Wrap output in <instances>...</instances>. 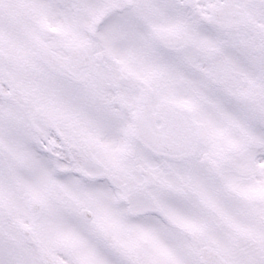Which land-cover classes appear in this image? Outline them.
<instances>
[{
    "label": "snow or ice",
    "instance_id": "1",
    "mask_svg": "<svg viewBox=\"0 0 264 264\" xmlns=\"http://www.w3.org/2000/svg\"><path fill=\"white\" fill-rule=\"evenodd\" d=\"M0 264H264V0H0Z\"/></svg>",
    "mask_w": 264,
    "mask_h": 264
}]
</instances>
